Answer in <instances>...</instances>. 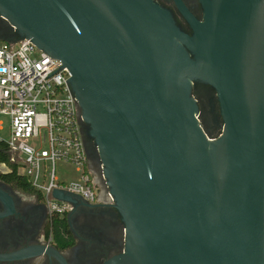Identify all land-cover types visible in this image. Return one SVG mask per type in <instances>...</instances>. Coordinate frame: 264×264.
Returning <instances> with one entry per match:
<instances>
[{"label": "water", "instance_id": "obj_1", "mask_svg": "<svg viewBox=\"0 0 264 264\" xmlns=\"http://www.w3.org/2000/svg\"><path fill=\"white\" fill-rule=\"evenodd\" d=\"M172 1L191 34L157 0H0V41L30 39L70 72L125 222L112 264H264V0H201V19ZM198 82L218 92V139Z\"/></svg>", "mask_w": 264, "mask_h": 264}, {"label": "built area", "instance_id": "obj_2", "mask_svg": "<svg viewBox=\"0 0 264 264\" xmlns=\"http://www.w3.org/2000/svg\"><path fill=\"white\" fill-rule=\"evenodd\" d=\"M67 68L30 39L0 41V137L12 172L25 177L40 193L53 215L64 217L75 207L54 196L55 191L90 205H114L105 177L95 182L83 136L78 101L69 84ZM81 168L78 180L66 184L57 177V165Z\"/></svg>", "mask_w": 264, "mask_h": 264}, {"label": "flooded vegetation", "instance_id": "obj_3", "mask_svg": "<svg viewBox=\"0 0 264 264\" xmlns=\"http://www.w3.org/2000/svg\"><path fill=\"white\" fill-rule=\"evenodd\" d=\"M157 1L173 12L186 33H192L172 0ZM183 1L201 19V0ZM11 36L12 31L0 17V37ZM194 94L201 124L213 139H218L223 133L224 120L217 90L198 82ZM86 144L89 168L101 186L100 158L89 135ZM0 152L8 156L5 147H0ZM9 169L0 165V264H112L124 252L125 222L114 205L79 202L73 212L63 217L66 226L58 230V216L50 212L43 196L12 183L8 176L13 171Z\"/></svg>", "mask_w": 264, "mask_h": 264}, {"label": "trees", "instance_id": "obj_4", "mask_svg": "<svg viewBox=\"0 0 264 264\" xmlns=\"http://www.w3.org/2000/svg\"><path fill=\"white\" fill-rule=\"evenodd\" d=\"M0 147H4V145L0 144ZM0 162L1 163H9V158L6 154H4L3 152H0ZM9 179L12 183H14L15 185H17L20 189L27 191V192H31V193H36V191L30 186V184L28 183V181L25 179V177L22 176H18L17 175V169L15 168L13 173L10 174ZM66 219H64L63 217H57V221H56V229H63L66 226Z\"/></svg>", "mask_w": 264, "mask_h": 264}, {"label": "rangeland", "instance_id": "obj_5", "mask_svg": "<svg viewBox=\"0 0 264 264\" xmlns=\"http://www.w3.org/2000/svg\"><path fill=\"white\" fill-rule=\"evenodd\" d=\"M0 137L8 139L7 129H5L4 131H0ZM80 175L81 168L79 167L71 166L65 163H59L57 165V177L59 180L66 184L78 180Z\"/></svg>", "mask_w": 264, "mask_h": 264}]
</instances>
